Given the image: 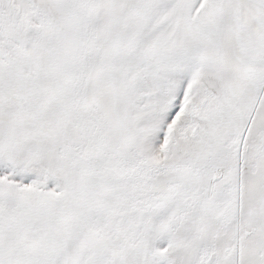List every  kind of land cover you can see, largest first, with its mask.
Masks as SVG:
<instances>
[{"label": "snow or ice", "instance_id": "snow-or-ice-1", "mask_svg": "<svg viewBox=\"0 0 264 264\" xmlns=\"http://www.w3.org/2000/svg\"><path fill=\"white\" fill-rule=\"evenodd\" d=\"M0 264H264V0H0Z\"/></svg>", "mask_w": 264, "mask_h": 264}]
</instances>
